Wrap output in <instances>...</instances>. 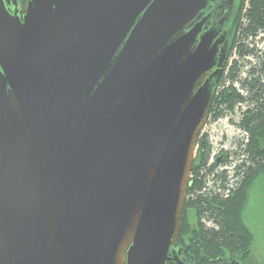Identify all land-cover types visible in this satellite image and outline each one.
Wrapping results in <instances>:
<instances>
[{"label":"water","instance_id":"1","mask_svg":"<svg viewBox=\"0 0 264 264\" xmlns=\"http://www.w3.org/2000/svg\"><path fill=\"white\" fill-rule=\"evenodd\" d=\"M233 8L0 3V264H195L177 238Z\"/></svg>","mask_w":264,"mask_h":264},{"label":"trees","instance_id":"2","mask_svg":"<svg viewBox=\"0 0 264 264\" xmlns=\"http://www.w3.org/2000/svg\"><path fill=\"white\" fill-rule=\"evenodd\" d=\"M225 28L227 57L234 47L239 58L229 64L226 59L208 116L218 119L239 113L237 120L229 119L236 122L239 133L228 149H219L223 158L212 163L214 147L204 132L197 136L191 169L195 178L189 179L177 238L189 244L195 264H218L216 257L233 255L250 258L256 240L244 218L243 203L252 183L264 175V50L249 42L264 32V0H234ZM243 68L248 71L241 77ZM190 204L192 218L185 217ZM204 221L214 227H204Z\"/></svg>","mask_w":264,"mask_h":264},{"label":"rangeland","instance_id":"3","mask_svg":"<svg viewBox=\"0 0 264 264\" xmlns=\"http://www.w3.org/2000/svg\"><path fill=\"white\" fill-rule=\"evenodd\" d=\"M249 42L255 48L260 51L264 50V32H259L253 39H249ZM236 49L231 47L229 51V55L227 57V64H229L230 60L235 58H239ZM251 57V56H250ZM254 60V58H249ZM248 71V68H243L240 72V76L244 77ZM233 119L237 120L239 117V113L235 115H230ZM230 116H224L222 118H213V116H208L207 121L204 126V134L207 135V138L210 140L212 146L214 147V154H211L210 159L214 161L216 160L218 155L220 154L219 149L223 147L224 149H228L231 144L233 137L239 133V127L236 125V122H231ZM196 150V147H195ZM219 151V152H218ZM195 155V153H194ZM209 160V162L212 163ZM195 172L191 174L190 178H195ZM188 201V200H187ZM190 201V200H189ZM189 207L185 209V217H193V205H188ZM243 211L244 218L246 223L250 226V228L255 231L256 240L254 243L253 254L258 259V264H264V175L258 176L255 181L250 186L246 198L243 203ZM182 223V222H181ZM204 227L212 228L213 223L211 222H202ZM180 231V230H179ZM183 245V244H182ZM235 250V249H232ZM218 259V257H216Z\"/></svg>","mask_w":264,"mask_h":264},{"label":"flooded vegetation","instance_id":"4","mask_svg":"<svg viewBox=\"0 0 264 264\" xmlns=\"http://www.w3.org/2000/svg\"><path fill=\"white\" fill-rule=\"evenodd\" d=\"M219 1V0H217ZM0 3L4 6V8H7L9 11H15V10H20L22 8L25 7V4H26V0H0ZM212 7L209 6V8L207 10H205L202 14H204L205 12H207L210 8ZM195 22V21H194ZM226 24V23H225ZM225 27V25H224ZM226 29V28H225ZM220 154L218 155L217 159H219V161L223 158V153L222 151L219 152ZM177 243L179 245V247H182V248H187V252H188V249H189V244L186 243V246L185 245H182V240H177ZM234 249H237V248H234ZM189 254V252H188ZM184 261L185 263H188L189 262V258L188 256L186 255L185 258H184ZM218 261V264H258V259L257 257L253 254L252 257H236V255H233V256H229V257H218L217 259ZM194 262V260H193Z\"/></svg>","mask_w":264,"mask_h":264},{"label":"built area","instance_id":"5","mask_svg":"<svg viewBox=\"0 0 264 264\" xmlns=\"http://www.w3.org/2000/svg\"><path fill=\"white\" fill-rule=\"evenodd\" d=\"M201 131L203 132V131H204V128H202ZM214 152H215V151H214ZM214 152L212 153V155L214 154ZM210 161H212V160L210 159Z\"/></svg>","mask_w":264,"mask_h":264}]
</instances>
